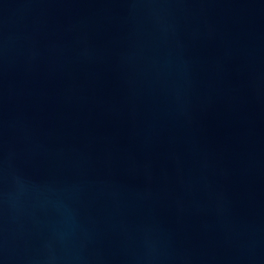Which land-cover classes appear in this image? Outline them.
Segmentation results:
<instances>
[{"label": "water", "instance_id": "95a60500", "mask_svg": "<svg viewBox=\"0 0 264 264\" xmlns=\"http://www.w3.org/2000/svg\"><path fill=\"white\" fill-rule=\"evenodd\" d=\"M0 264H264V0H0Z\"/></svg>", "mask_w": 264, "mask_h": 264}]
</instances>
